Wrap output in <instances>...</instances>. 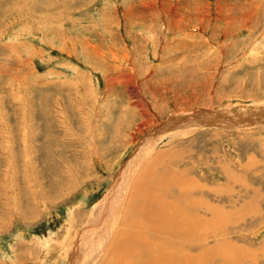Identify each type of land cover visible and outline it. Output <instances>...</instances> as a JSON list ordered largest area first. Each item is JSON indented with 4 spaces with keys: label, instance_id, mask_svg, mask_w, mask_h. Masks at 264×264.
<instances>
[{
    "label": "rangeland",
    "instance_id": "rangeland-1",
    "mask_svg": "<svg viewBox=\"0 0 264 264\" xmlns=\"http://www.w3.org/2000/svg\"><path fill=\"white\" fill-rule=\"evenodd\" d=\"M146 193L172 259L264 264V0H0V264L177 228Z\"/></svg>",
    "mask_w": 264,
    "mask_h": 264
},
{
    "label": "bare ground",
    "instance_id": "bare-ground-1",
    "mask_svg": "<svg viewBox=\"0 0 264 264\" xmlns=\"http://www.w3.org/2000/svg\"><path fill=\"white\" fill-rule=\"evenodd\" d=\"M142 175H143L142 177H145L146 175L150 176L147 173L146 174L143 173ZM146 180H144V182L146 181V183H148V181H149L148 178ZM173 183L178 184L176 182H173ZM160 184L161 183H157V184L155 183L154 186L153 185L152 186H148V188H149V190L151 189L152 191H154L155 190V186L160 185ZM179 184H180V182H179ZM142 185H143V183L135 184L133 189L134 190H137L139 188L143 189V187H141ZM165 185H167V182H165ZM162 186H164V184ZM162 190L163 189H161L160 191H162ZM143 191H145V190H143ZM159 192H157V193H159ZM182 194H183L182 195V198H183V196H185V193H182ZM140 195L144 196V193H142ZM147 195L148 194L146 193L145 196L147 197V200H148V196ZM131 197L134 198L135 196L134 197L131 196ZM179 197L181 198V196H179ZM143 198H134V201L137 199L136 201L138 202V199L142 200ZM151 200L147 201V202H149V205H148L147 208H145L146 209L145 211L141 210V209L138 210L139 213L142 212V211H143V213H147L148 215L146 217L151 218V219H146L147 224H149L150 220H153L152 218H156V217H158L160 219V221L164 220L163 216L161 214V212L163 211L161 209L162 207L154 206V207L158 208V212L153 211L151 209L152 207H150V206H153L150 203V202H152ZM155 200L161 202V200H158V199H155ZM168 203H169V201L166 204H168ZM154 205H156V204H154ZM143 207H145V206H143ZM167 210L172 213L171 216H170L169 212H162L163 215L170 216V217H172V219H175V221H177L179 223L180 229H178L179 226H177V228H176V226L173 227L172 225L174 223L172 224L173 221L170 222L171 221L170 220L169 223L172 224L171 226L167 225V227H154L152 229H148V231H146L147 234H148L147 235V234H142V230L140 228V227H142V226H140L142 224L137 222V224H139L137 226H139L140 229L138 227L135 228L136 236H134V235L130 236V234L134 233L133 231H131L132 233L128 234L130 237H128L127 239L123 240V242L120 244V242L122 240L121 239L120 242H119V245L116 248H114V244L113 243L111 244V246L109 248V250L111 251V257L110 258L114 261V263H113V261H110V262L108 261V262H106V264H111V263H113V264H169V261H168L169 259H170L171 262H176L177 264H187V262H189V259H185V258H183V260H181L179 258L172 259L171 257H169L166 254V252H168V249H169L168 248V245H169L168 243L157 244V243H159L161 241H156L154 244L150 243V241L152 239H154V241L158 240V239H163V240H167V241L171 240V242H174L176 244L177 241H175V240L184 241L186 239H191V238L193 239L194 238V235H192V236H190V235L193 234V233H196L197 229H195L192 225L188 226V222L190 223L191 221H194V219H195V217H191V214L188 212L189 208H187L185 206L184 208L182 207L181 209H178V208H176L173 205H169ZM197 210H198V208H197ZM155 221H156V219H155ZM145 224H146V222H145ZM145 224H143V225H145ZM163 224L165 226V223H163ZM167 224H168V222H167ZM168 227H171L170 230H167ZM130 228H132V227H130ZM160 235H166L167 237L162 238L164 236H160ZM123 237H125V235H123ZM171 244H173V243H171ZM158 250H160V251H158ZM137 252H139V254ZM129 254H131V255H129ZM170 254H172V253L170 252ZM172 257H174V256H172Z\"/></svg>",
    "mask_w": 264,
    "mask_h": 264
}]
</instances>
